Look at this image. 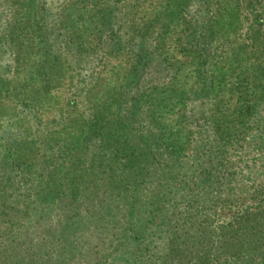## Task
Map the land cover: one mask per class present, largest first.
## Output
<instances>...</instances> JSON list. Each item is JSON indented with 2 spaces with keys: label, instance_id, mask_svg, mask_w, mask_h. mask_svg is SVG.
<instances>
[{
  "label": "rangeland",
  "instance_id": "obj_1",
  "mask_svg": "<svg viewBox=\"0 0 264 264\" xmlns=\"http://www.w3.org/2000/svg\"><path fill=\"white\" fill-rule=\"evenodd\" d=\"M246 1L0 0V264L264 255V0ZM157 130L174 133L180 167ZM122 140L147 160L134 190ZM204 165L205 198L183 209L170 170L176 183Z\"/></svg>",
  "mask_w": 264,
  "mask_h": 264
},
{
  "label": "trees",
  "instance_id": "obj_2",
  "mask_svg": "<svg viewBox=\"0 0 264 264\" xmlns=\"http://www.w3.org/2000/svg\"><path fill=\"white\" fill-rule=\"evenodd\" d=\"M246 2H247V4L250 5L251 2H256V0H247ZM193 38L194 37H192L190 40H195ZM198 92L199 93H202L204 95V93H207V90H206V88L204 89V87L202 86V88H200V90H198ZM93 130H95V128ZM151 134H152V138H151L152 139V143L155 146V148L156 149L157 148L165 149L166 150V154L168 156V159H169V161L172 164L171 166H175L177 168L180 167V162H181L182 155L180 156L178 150L181 149V147L178 146V145H176V144H174L172 138H170L169 141L168 140L164 141V139H168L167 137H169L171 135H174V133L173 132H170V134L169 133L166 134V132L159 133V130H157L156 132H152ZM158 139L161 140V142H157ZM128 143H129V141L122 140V146L119 149V151H120L119 155L116 154V153H114L113 156L115 155L116 159L119 161V163L117 164V166L118 167H121L122 169H127V171L130 174L125 179L122 178L121 185L122 186H126L127 187V188H125L126 190H128L129 188H132L134 190L136 184H134L133 181H135L136 177L138 176L134 172H139L140 169H141L140 168L141 165L139 164L136 167H134V166L136 165V163L138 161L141 162V160H139V158L142 157L144 155V153H140V152L139 153H134V154H136V157L132 153L133 151H131V154H130L127 151V150H129V147H130V144H128ZM149 153H150V156H151L152 155V151L149 152ZM195 153L196 152H193V149H192V152L189 153V155L192 154V161L193 162L191 161V163H193V164H195V160H196ZM137 157H139V158H137ZM144 162H147V160L144 159L141 163L143 164ZM207 167L208 166H205L204 165V167L201 169V173L198 172V171H196L195 169H192L191 170V173H190V176L184 177V178H182V180H179L176 183H173V177H172V175L177 172V168H174V169L171 168V170H170V176H168L169 179H168L167 184H165V187L166 188H169L171 185H173L172 187L174 189L173 190L174 193H178V191L181 190V194L187 195L186 197H190L189 200H187L183 204V209H185L190 204H193V203H196V204L201 203L202 199L205 198V197L203 198V196H200V198H195V197H196V195H202V194H198L197 191H199V192L205 191L206 188H207L208 182L210 181V177H213V172L210 171V170H207ZM130 169H134V172L132 170L129 171ZM197 175H198V178H199L198 182H196ZM210 185H211V182L208 185V187ZM159 191H163V190L160 188ZM168 192H171V190H168ZM209 198H210V196H209ZM181 201H183V200H182V197L180 195V198L177 201V203H180ZM172 205H174V204H172ZM262 208H264V205H262ZM259 213H260V211L257 210V213H255L253 216L254 217L255 216H258ZM241 214H243V213H241ZM235 218H236L235 221L241 219V217H238V216L235 217ZM139 225L141 227H143V228L146 227L145 222H142ZM226 230L228 232H232L233 231V229L230 226L227 227ZM119 231L120 232H123V233L131 232L130 233V236L129 235L127 236V240L128 241H132L131 242V245H132L131 254L135 255V252L137 251V249H140V244L138 243L139 242V238H140V236L138 234H140V232H137V231H139V229L137 227H135V225L133 224V222L130 223V222H127L126 221L125 224L120 227ZM125 242H126L125 239L121 238L117 242V245L115 243L112 246V250L115 251L116 246L117 247L122 246L123 244H125ZM226 245H229L230 250H231V247H235L236 246V244H226ZM239 246H243V245L240 244ZM259 247L260 246H254V247L247 246V249L246 250L249 251V252L242 253L239 256L240 257V261L239 262L242 263V264H252L251 257L254 254H258L257 251H260L261 250V249H259ZM237 251H238V249H235L234 252H233V254L236 255L237 254ZM251 252H253V253H251ZM176 255H177V253L175 255H173V256H176ZM258 255L261 258H264V255H261V254H258ZM239 257L238 258L236 257V259H239ZM125 264H130V262L129 261H126Z\"/></svg>",
  "mask_w": 264,
  "mask_h": 264
}]
</instances>
